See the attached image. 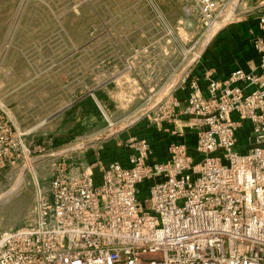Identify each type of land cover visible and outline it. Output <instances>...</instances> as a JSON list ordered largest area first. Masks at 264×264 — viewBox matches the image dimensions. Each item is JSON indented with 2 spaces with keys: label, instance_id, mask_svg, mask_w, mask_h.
Instances as JSON below:
<instances>
[{
  "label": "built area",
  "instance_id": "obj_1",
  "mask_svg": "<svg viewBox=\"0 0 264 264\" xmlns=\"http://www.w3.org/2000/svg\"><path fill=\"white\" fill-rule=\"evenodd\" d=\"M192 1L207 30L236 20L246 5ZM254 47L257 71L206 73L205 88L188 75L186 99L170 95L169 124L185 118L193 152L173 142L160 163L147 138L132 136L120 146L127 164L104 156L61 163L38 187L33 222L0 235V264H264V40ZM26 155L23 134L0 104V175Z\"/></svg>",
  "mask_w": 264,
  "mask_h": 264
},
{
  "label": "rangeland",
  "instance_id": "obj_2",
  "mask_svg": "<svg viewBox=\"0 0 264 264\" xmlns=\"http://www.w3.org/2000/svg\"><path fill=\"white\" fill-rule=\"evenodd\" d=\"M226 24L207 30L192 0H0V104L27 149L0 175V235L33 222L61 163L115 159L169 124L170 95Z\"/></svg>",
  "mask_w": 264,
  "mask_h": 264
},
{
  "label": "crops",
  "instance_id": "obj_3",
  "mask_svg": "<svg viewBox=\"0 0 264 264\" xmlns=\"http://www.w3.org/2000/svg\"><path fill=\"white\" fill-rule=\"evenodd\" d=\"M245 2V9L240 12V18L227 23L214 34L202 61L190 72L192 77L202 80L203 88L206 86V73H211L216 79H225L236 70L255 72L262 63V56L256 51L254 41L258 38L264 40V28L260 24V18L264 16V0ZM174 95L181 101L187 96L183 90L175 92ZM184 121L185 118L181 117L175 124L166 123L161 131L157 126H153L145 129L149 135L140 136L147 138L153 145L156 161L162 163L168 160L169 146L173 142L187 143L190 151H194L195 137L188 129H183ZM182 130L184 132L180 134ZM249 134V125L245 123L239 131L240 144L244 151ZM112 160L127 164L125 151L117 152L115 159L106 161Z\"/></svg>",
  "mask_w": 264,
  "mask_h": 264
},
{
  "label": "bare ground",
  "instance_id": "obj_4",
  "mask_svg": "<svg viewBox=\"0 0 264 264\" xmlns=\"http://www.w3.org/2000/svg\"><path fill=\"white\" fill-rule=\"evenodd\" d=\"M32 172H34V169H31ZM37 185H38V182H37Z\"/></svg>",
  "mask_w": 264,
  "mask_h": 264
}]
</instances>
